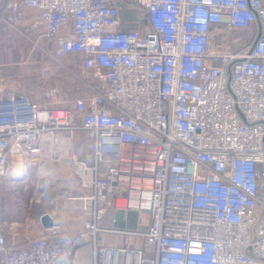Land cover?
<instances>
[{
  "label": "built area",
  "instance_id": "obj_1",
  "mask_svg": "<svg viewBox=\"0 0 264 264\" xmlns=\"http://www.w3.org/2000/svg\"><path fill=\"white\" fill-rule=\"evenodd\" d=\"M139 3L146 21L131 26L118 0H0L15 29L39 11L30 24L80 56V73L63 67L84 87L56 101L50 86L44 105L0 85V184L66 158L69 185L49 201L83 219L12 244L0 218V264H264V0ZM118 211L138 227H115Z\"/></svg>",
  "mask_w": 264,
  "mask_h": 264
},
{
  "label": "crops",
  "instance_id": "obj_2",
  "mask_svg": "<svg viewBox=\"0 0 264 264\" xmlns=\"http://www.w3.org/2000/svg\"><path fill=\"white\" fill-rule=\"evenodd\" d=\"M118 1L120 5V15L126 25L137 26L145 23L146 10L145 7L139 3V0H118ZM38 15H39L38 10L29 9L26 13V17L18 22H22L25 25V27L27 26V30H29V33L33 37H36L38 41L44 40L46 41V43L50 45L51 42H47V40L45 39L46 35L43 29L41 28L42 26L40 25L32 26L30 24L29 18L32 16L38 17ZM255 30H256L255 28L240 30L237 32V34H239L242 38L246 39L250 37L251 34L255 32ZM42 37L43 39H41ZM20 41H21L20 30L18 28L15 29L6 22L0 20V85L1 86L7 88L11 92L28 95L34 101L44 105L51 104L53 101L45 96V91L50 86H55L56 89L58 90L57 99L65 98V96L68 94L67 90L69 89L73 90L76 87L74 92L72 91L71 94H69V96L78 95V93H80L84 89L81 82L77 80L75 77H73L71 72L69 73L73 79H70V81H68L67 79L64 80V77L53 78L51 71H47L48 67L45 65L46 63L45 58L33 57L30 59L27 54L22 55L20 49L21 48ZM44 46L46 45L44 44ZM44 51L45 53L47 52L46 50ZM72 57L79 60L78 61L79 64L77 65L81 67L82 63L80 61V56L76 55ZM64 69L69 71L65 67ZM77 84H81V88H78ZM28 175L29 174H27L24 178L16 180L15 183L10 185L6 184L5 182H2L0 184V187L3 186V188L5 189L16 191L19 188L17 187L18 182H20L21 180L20 183H22V186L24 185L25 188L23 189L26 191V189L31 187V185L23 183V181L27 179ZM57 179H58V183L62 184V182L59 181V178ZM32 185L36 189H40L44 191V187L41 186L40 183L35 184L33 182ZM62 186L63 185H61V187ZM51 197H54V195H52ZM51 197H49V200ZM33 203L29 206L30 209H32ZM35 203L39 205V203H41V200L36 199ZM60 203L61 202L57 200L56 202L55 201L43 202L42 204L43 208L37 220L34 218L28 219L27 221L22 220V218H18L16 220L8 219L6 223V231L10 243L12 244H16L18 242L22 243L20 240L25 242L24 240L27 241L34 237L51 232L52 230H50L49 227L45 228L41 223L40 218L44 213H49L52 216L54 223L58 224V229H60L62 233L77 231L82 226V222H83L81 214L67 208L60 210L58 208L60 206ZM17 204L22 205L21 203H17ZM9 208L10 210L12 209L13 211L14 209L17 210L21 209L20 206L16 205L15 203L13 207L9 206ZM132 213H136V212H132ZM120 221L123 220H118L117 222ZM13 225H17L15 231L12 230ZM25 225L28 227H25ZM110 242L111 243H107V244L110 245L120 244V240L118 241V239Z\"/></svg>",
  "mask_w": 264,
  "mask_h": 264
},
{
  "label": "rangeland",
  "instance_id": "obj_3",
  "mask_svg": "<svg viewBox=\"0 0 264 264\" xmlns=\"http://www.w3.org/2000/svg\"><path fill=\"white\" fill-rule=\"evenodd\" d=\"M16 26L20 30V35H21V41H20L21 48L20 49H21L22 55L27 54L30 59L33 57L34 58L36 57L45 58V61H46L45 65L48 67L47 71H51L53 78L64 77V80L67 79L68 81H70V79H73L69 73L70 70L69 71L65 70L63 67V64L72 67L74 70L73 72L80 73V67L77 65L79 64L78 59H75L74 57L69 56V55H62V54L57 53L56 46L53 42H51L49 45L44 40L38 41L36 37H33L29 33V30H27V26L25 27V25L22 22H18ZM41 39H43V37ZM45 39L47 40L46 37ZM44 44L46 46H44ZM44 50H46L47 52L45 53ZM72 76L75 77L73 74ZM81 84H77L78 88H81ZM75 89L76 87L73 90H70V89L67 90L68 94L66 96H69V94H71L72 91L74 92ZM55 96H53L55 97V100L59 101L60 99H57L58 98L57 94ZM91 144H92V137L90 135L85 134V133H77L75 135L74 142H73L74 152L79 151V155L82 158L88 161H92L93 152H92ZM49 161L51 160H46V162L44 163H49ZM53 163L54 164H52V166L47 167L49 170H45L47 172H45L44 174H40L37 170V167L29 172L27 179L23 181L24 184L31 185V187L26 189V191L23 189L25 188L24 185L22 186V183H20L21 180L20 182H18L17 187L19 188L16 191L5 189L3 188V186L0 187V218L1 219L8 221V219L16 220L18 218H22V220L27 221L28 219L34 218L37 220L43 208L42 206L43 202H48L49 197H51L52 195H55L57 192L63 191L65 187H68L69 182L62 178V177L71 176V171H70V168L66 164L67 163L66 159L65 158L55 159ZM55 167L59 171V173H56L53 171ZM57 178H59V181L62 182V184L58 183ZM33 182L35 184L46 182V183H49V185L48 186L44 185L43 186L44 191H43L40 189H36L32 185ZM61 185L63 186L61 187ZM36 199L41 200V203H39V205L35 203ZM14 203L20 206L21 209H18V210L14 209V211L12 209L10 210L9 206L13 207ZM17 203H21L22 205H19ZM32 203H33V207L32 209H30L29 206ZM138 219H139L138 214L132 213L130 217L128 218V220L116 222L114 226L121 228V229H124V228L125 229H135L138 227ZM16 226L17 225H13V229H12L13 231H15V228H17ZM141 226H144L142 222H141ZM25 227H28V226L25 225ZM116 239H118V241L120 240V242L125 241L124 238H121L120 236H116L112 234H100L101 244L111 243L110 241H113ZM20 241L22 243H25L28 240L27 241L24 240L25 242H23L22 240ZM141 241L142 239L141 238L139 239L136 236H133L132 238L128 240L130 244H134V243L140 244Z\"/></svg>",
  "mask_w": 264,
  "mask_h": 264
},
{
  "label": "water",
  "instance_id": "obj_4",
  "mask_svg": "<svg viewBox=\"0 0 264 264\" xmlns=\"http://www.w3.org/2000/svg\"><path fill=\"white\" fill-rule=\"evenodd\" d=\"M16 167L17 169H23L24 168V160H23V156L22 155H18L16 157ZM124 217V213L123 211H118L116 212V218L119 220H123ZM41 223L45 228L51 227L54 225V221L52 216L49 213H44L41 216Z\"/></svg>",
  "mask_w": 264,
  "mask_h": 264
},
{
  "label": "bare ground",
  "instance_id": "obj_5",
  "mask_svg": "<svg viewBox=\"0 0 264 264\" xmlns=\"http://www.w3.org/2000/svg\"><path fill=\"white\" fill-rule=\"evenodd\" d=\"M65 159H66V158H65ZM46 164H47V163H44L43 166H42V170H43V168H45L44 171H45V170H48ZM42 170H41V171H42ZM19 171H21V170H19ZM19 173L21 174V173H23V172H19ZM68 185H69V184H68Z\"/></svg>",
  "mask_w": 264,
  "mask_h": 264
}]
</instances>
